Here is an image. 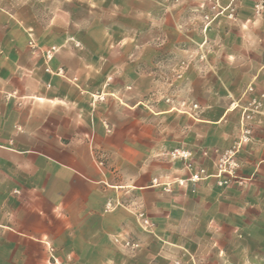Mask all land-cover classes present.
Masks as SVG:
<instances>
[{
	"label": "rangeland",
	"instance_id": "1",
	"mask_svg": "<svg viewBox=\"0 0 264 264\" xmlns=\"http://www.w3.org/2000/svg\"><path fill=\"white\" fill-rule=\"evenodd\" d=\"M31 66L33 155L88 159L119 218L98 264H264V0H0L7 106Z\"/></svg>",
	"mask_w": 264,
	"mask_h": 264
},
{
	"label": "crops",
	"instance_id": "2",
	"mask_svg": "<svg viewBox=\"0 0 264 264\" xmlns=\"http://www.w3.org/2000/svg\"><path fill=\"white\" fill-rule=\"evenodd\" d=\"M28 80L29 93L19 95L30 102L25 110L7 106L14 97L9 85L20 88L21 82L5 78L0 88V264L38 262L45 243L74 252L77 261L98 264L111 254L109 237L119 218L114 211L102 212V191L93 185L98 177L88 159L33 155V66Z\"/></svg>",
	"mask_w": 264,
	"mask_h": 264
}]
</instances>
